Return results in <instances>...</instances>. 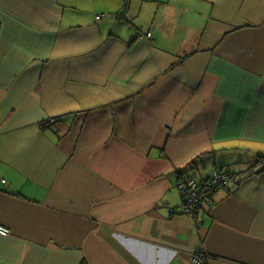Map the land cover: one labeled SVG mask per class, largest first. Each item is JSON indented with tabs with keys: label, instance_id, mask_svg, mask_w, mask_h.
Segmentation results:
<instances>
[{
	"label": "crops",
	"instance_id": "1",
	"mask_svg": "<svg viewBox=\"0 0 264 264\" xmlns=\"http://www.w3.org/2000/svg\"><path fill=\"white\" fill-rule=\"evenodd\" d=\"M258 142L264 0H0V264H264Z\"/></svg>",
	"mask_w": 264,
	"mask_h": 264
},
{
	"label": "built area",
	"instance_id": "2",
	"mask_svg": "<svg viewBox=\"0 0 264 264\" xmlns=\"http://www.w3.org/2000/svg\"><path fill=\"white\" fill-rule=\"evenodd\" d=\"M148 37L150 34L147 35ZM234 180L229 170H217L204 180L198 181L193 177H186L179 182V193L181 195L180 212L189 218H195V214L202 207L209 208L213 203V195L221 188ZM10 233L7 227L0 225V235L6 236ZM207 255H191L193 264H203Z\"/></svg>",
	"mask_w": 264,
	"mask_h": 264
},
{
	"label": "rangeland",
	"instance_id": "3",
	"mask_svg": "<svg viewBox=\"0 0 264 264\" xmlns=\"http://www.w3.org/2000/svg\"><path fill=\"white\" fill-rule=\"evenodd\" d=\"M238 144H239V146H248V145H253L254 143L253 142H250V141H247V140H244V141H239L238 142ZM256 145H258V146H260V147H262L263 145H264V143L263 142H258ZM224 154H226V155H228V154H231V153H229V152H223ZM244 157V156H243ZM239 160H240V158H238ZM220 170H224V169H220ZM234 176V175H233ZM207 178V177H206ZM206 178H204V179H206ZM204 179H202V180H204ZM198 181H201L200 179H198ZM178 191V190H177ZM178 193H179V191H178ZM179 195H180V193H179ZM196 218V217H195ZM192 219H194V218H192Z\"/></svg>",
	"mask_w": 264,
	"mask_h": 264
},
{
	"label": "trees",
	"instance_id": "4",
	"mask_svg": "<svg viewBox=\"0 0 264 264\" xmlns=\"http://www.w3.org/2000/svg\"><path fill=\"white\" fill-rule=\"evenodd\" d=\"M148 34H150V33H147L146 34V37H148L147 35ZM150 37V36H149ZM263 160H264V155H262V156H259L257 159H256V161H257V163H261V161L263 162ZM232 172V171H231ZM232 174H233V172H232ZM234 175V174H233Z\"/></svg>",
	"mask_w": 264,
	"mask_h": 264
},
{
	"label": "bare ground",
	"instance_id": "5",
	"mask_svg": "<svg viewBox=\"0 0 264 264\" xmlns=\"http://www.w3.org/2000/svg\"><path fill=\"white\" fill-rule=\"evenodd\" d=\"M203 254H204V253H198V254H193V255H197V256L199 255V256H201V255H203ZM206 255H207V254H206ZM207 257H208V258L203 262V264H204L206 261H208L209 259H211L209 255H207Z\"/></svg>",
	"mask_w": 264,
	"mask_h": 264
},
{
	"label": "water",
	"instance_id": "6",
	"mask_svg": "<svg viewBox=\"0 0 264 264\" xmlns=\"http://www.w3.org/2000/svg\"><path fill=\"white\" fill-rule=\"evenodd\" d=\"M5 227V226H4Z\"/></svg>",
	"mask_w": 264,
	"mask_h": 264
}]
</instances>
